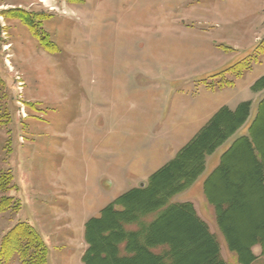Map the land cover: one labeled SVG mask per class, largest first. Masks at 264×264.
<instances>
[{
  "label": "rangeland",
  "instance_id": "rangeland-1",
  "mask_svg": "<svg viewBox=\"0 0 264 264\" xmlns=\"http://www.w3.org/2000/svg\"><path fill=\"white\" fill-rule=\"evenodd\" d=\"M262 42L264 0H0V177L8 181L0 200L11 199L0 214V253L6 233L25 222L48 264H83L87 221L146 186L204 113L247 100L256 112L264 93L250 87L264 76V55L255 57ZM250 55L242 78L225 74ZM228 80L235 85L208 88ZM255 131L264 145V116ZM242 152L228 158L232 180L211 181L215 199L241 194L227 217L235 235L264 212ZM193 191L172 202L197 201ZM199 212L213 219L210 207ZM161 224L189 233L174 215ZM222 257L233 262L230 252ZM0 264L21 263L16 255Z\"/></svg>",
  "mask_w": 264,
  "mask_h": 264
},
{
  "label": "trees",
  "instance_id": "trees-1",
  "mask_svg": "<svg viewBox=\"0 0 264 264\" xmlns=\"http://www.w3.org/2000/svg\"><path fill=\"white\" fill-rule=\"evenodd\" d=\"M25 23L32 29L28 19ZM42 37L41 41L43 42ZM258 44L259 55H264ZM250 55L227 69L234 79L242 78L250 69ZM244 63V65H242ZM221 75V74H220ZM234 80L220 83L209 90L232 87ZM264 90V76L252 86L257 93ZM250 102L240 104L235 110L226 107L218 110L207 124L176 154V156L149 178L146 186L132 189L106 206L98 217L89 219L85 225L84 238L87 249L82 257L83 264H227L221 257L220 245L207 224L199 218L191 203H173L172 199L189 189L203 174L206 160L218 148L231 140L249 118ZM264 116V98L258 103L257 114L248 134L237 137L222 155L219 166L205 182V193L215 207L217 224L229 250L236 254L239 264H252L256 257L252 247L260 245L264 257V212L261 211L257 224L249 233L232 234L227 218L236 206L234 197L240 192L227 190L215 199L211 192V181L223 174L229 180L228 158L235 150L242 149L240 157L250 156L253 170L249 174L264 196V145L255 131ZM7 183L1 182L0 191ZM222 191V189H221ZM229 195L233 197L229 198ZM216 200V201H215ZM10 198L0 200V214L10 207ZM153 218L146 221L147 217ZM174 215L180 221H188L189 233L179 232L177 227H163L161 221ZM129 229V226H133ZM167 234V235H166ZM164 235V236H163ZM166 235V236H165ZM243 235V236H242ZM165 237V238H161ZM189 242L182 245L185 240ZM18 257L21 264H48L47 247L37 230L25 222H19L4 236L1 246V261Z\"/></svg>",
  "mask_w": 264,
  "mask_h": 264
},
{
  "label": "crops",
  "instance_id": "crops-1",
  "mask_svg": "<svg viewBox=\"0 0 264 264\" xmlns=\"http://www.w3.org/2000/svg\"><path fill=\"white\" fill-rule=\"evenodd\" d=\"M234 85H235V81H234ZM252 86L250 87L251 91H252ZM253 93H255V92H253ZM259 93H264V90H262L261 92H257L255 94H259ZM262 98H264V97H262ZM245 102H250V104H251L249 118H248L247 122L245 123V125H243L238 130V132H237V134L235 136L241 137V136L247 135L248 134L249 127H250L252 121L254 120V118H255V116L257 114V109H258V103L259 102L257 103L256 112L254 114H251L252 106H253V101H251V100L250 101L249 100H247V101H241L236 106H234V108H231L229 106H221L220 108H214L209 113H207V114L204 113L203 114L205 116H204L203 120L200 121L199 124H197L194 127L193 134H191L190 136H188L187 138H185V142H184L183 146L181 148H179V150L176 151L175 154L171 158L170 157H167L166 160H164L162 166H160L157 170H159L166 163H168L170 160H172L176 156V154L207 124V122L214 116L215 113L218 112V110H220L223 107H226V108H228L230 110H235L240 104L245 103ZM235 136L233 138H235ZM229 147H230V145L226 148V150H224L223 152H221V154L217 157V159H215L216 161L214 160L215 162L211 166L210 170H207V164H208L209 160H211V158L215 156V153L217 152V150H219V148L216 150V152L213 155L209 156L207 158V160H206L205 170H204L203 174L198 178V180L189 189H187L186 191H184L183 193H181V194H185L184 196H188V194H191V193L193 194V192H194L193 190H195V189L198 188L199 192H198L197 195L199 197H194L195 199H197V201L189 200L188 198H185L186 200H184V201H179V202L177 201V202H173V203H191L194 206V208H195V210H196L197 215L199 216V218L201 220H203L207 224L210 232L217 239V241H218V243L220 245L221 257L223 256V253L230 252V256L233 259V262H230V260H229L230 257H227V258L222 257V259L227 264H239L236 254L233 253V252H231L229 250L228 246H227V243L225 241V238H224V236H223V234H222V232H221V230H220V228L218 227V224H217L215 207L209 202V200H208V198L206 196V193H205V182H206V180L213 173V171L219 166L222 155L228 150ZM155 172H153V173H155ZM181 194H179V195H181ZM207 207H210V209L212 210V213H213L212 214L213 215V219L212 220H211V217H209V219H208V218H206V215H202L199 212L200 210H207ZM219 233L221 234L220 236H222V240L219 239V235H218ZM258 252L260 253L259 255H257ZM252 253L256 257V260L252 264H255L257 262V260L260 259V258L264 259V257L262 256V248H261L260 245L253 246L252 247Z\"/></svg>",
  "mask_w": 264,
  "mask_h": 264
},
{
  "label": "bare ground",
  "instance_id": "bare-ground-1",
  "mask_svg": "<svg viewBox=\"0 0 264 264\" xmlns=\"http://www.w3.org/2000/svg\"><path fill=\"white\" fill-rule=\"evenodd\" d=\"M166 235H167V234H166ZM166 235H165V236H166ZM163 236H164V235H163ZM242 236H243V235H242ZM161 238H165V237H161Z\"/></svg>",
  "mask_w": 264,
  "mask_h": 264
}]
</instances>
